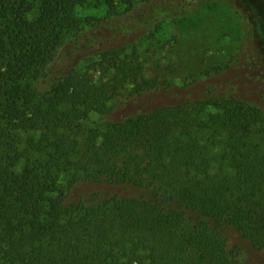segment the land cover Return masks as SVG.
Wrapping results in <instances>:
<instances>
[{"label":"trees","instance_id":"1","mask_svg":"<svg viewBox=\"0 0 264 264\" xmlns=\"http://www.w3.org/2000/svg\"><path fill=\"white\" fill-rule=\"evenodd\" d=\"M174 2L0 0V264H244L230 230L264 253V66L259 93L82 129L127 86L170 84L139 58ZM134 24L150 35L127 37ZM83 48L103 78L69 62Z\"/></svg>","mask_w":264,"mask_h":264},{"label":"rangeland","instance_id":"2","mask_svg":"<svg viewBox=\"0 0 264 264\" xmlns=\"http://www.w3.org/2000/svg\"><path fill=\"white\" fill-rule=\"evenodd\" d=\"M240 6L253 24V38L251 35L247 39L245 22L237 10ZM98 9L90 4L83 6L80 14L103 15ZM171 9L158 34L144 41L139 58V67L150 76L164 68L170 84L140 95H131V87L127 86L110 102L108 116L93 113L81 124L82 129L100 126L106 119L120 120L159 106L203 99L212 90L247 94L261 91L254 79L264 66V0H175ZM146 34L150 32L145 27L134 24L127 37L142 38ZM90 51L83 48L69 62H76L81 70L96 69V77L103 78L98 72L99 58ZM223 68L226 70L217 72ZM23 135L26 138L32 133ZM22 149L19 154L25 157L27 153ZM229 233L231 241L243 247L244 264H264L263 252L252 248L235 231Z\"/></svg>","mask_w":264,"mask_h":264}]
</instances>
